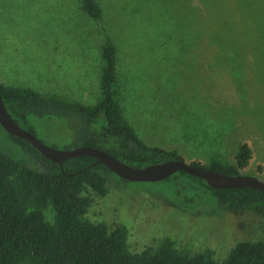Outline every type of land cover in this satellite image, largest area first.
<instances>
[{"label": "rangeland", "instance_id": "1", "mask_svg": "<svg viewBox=\"0 0 264 264\" xmlns=\"http://www.w3.org/2000/svg\"><path fill=\"white\" fill-rule=\"evenodd\" d=\"M95 1L99 20L80 0H0V83L93 106L110 41L122 117L145 145L174 150L187 163L237 165L247 144L250 158L238 171L264 182V48L222 41L240 44L239 29L264 25V0ZM28 120L42 142L77 147L69 118ZM0 149L36 165L1 126ZM190 176L123 182L106 173L107 191L92 194L85 218L124 225L132 251L170 237L192 253L212 248L218 261L241 239L262 235L260 216L217 203Z\"/></svg>", "mask_w": 264, "mask_h": 264}, {"label": "trees", "instance_id": "2", "mask_svg": "<svg viewBox=\"0 0 264 264\" xmlns=\"http://www.w3.org/2000/svg\"><path fill=\"white\" fill-rule=\"evenodd\" d=\"M80 3L90 18L101 19L102 11L95 0ZM238 34L240 44L230 45L225 38L224 45L264 48V25L253 22L246 32L239 29ZM101 55L100 97L93 106L0 83L7 111L34 134L30 115L67 117L75 124L74 146L103 149L131 166L182 159L174 150L145 145L127 124L117 101L115 47L110 41L103 45ZM6 134L28 150L36 165L0 149V264H264V230L260 237L238 241L222 261L215 258L212 248L192 253L178 247L170 237L158 245L132 251L124 225L109 227L105 220L85 218L92 194L106 193L105 174L111 170L101 163L93 164L95 158L91 156L53 162L26 140ZM250 154L248 145L242 144L236 155L237 165H224L216 159L207 165L191 163L234 175L240 173L238 167L247 164ZM190 177L198 180L217 203L237 211H252L264 225V192L246 187L214 188L201 178Z\"/></svg>", "mask_w": 264, "mask_h": 264}, {"label": "water", "instance_id": "3", "mask_svg": "<svg viewBox=\"0 0 264 264\" xmlns=\"http://www.w3.org/2000/svg\"><path fill=\"white\" fill-rule=\"evenodd\" d=\"M0 126L11 136L22 138L33 146L42 156L53 162L91 156L94 163H101L119 178L131 182H156L182 171L188 175L203 179L207 185L214 188H253L264 192V182L254 175L237 173L228 175L220 171L209 170L201 166L187 163L182 159H170L145 166H131L114 155L93 146L81 145L71 149L54 148L36 137L34 133L20 126L7 111L0 93Z\"/></svg>", "mask_w": 264, "mask_h": 264}, {"label": "crops", "instance_id": "4", "mask_svg": "<svg viewBox=\"0 0 264 264\" xmlns=\"http://www.w3.org/2000/svg\"><path fill=\"white\" fill-rule=\"evenodd\" d=\"M96 2V1H95ZM97 3V2H96ZM97 5L99 6V4L97 3ZM100 7V6H99ZM101 9V8H100ZM6 51H4V53H5ZM0 54H1V51H0ZM157 147V146H156ZM161 148V147H160Z\"/></svg>", "mask_w": 264, "mask_h": 264}]
</instances>
